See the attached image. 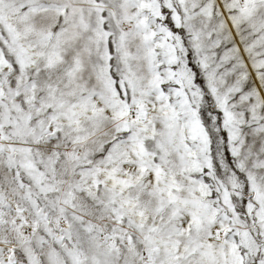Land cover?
Segmentation results:
<instances>
[{
	"label": "snow or ice",
	"instance_id": "1",
	"mask_svg": "<svg viewBox=\"0 0 264 264\" xmlns=\"http://www.w3.org/2000/svg\"><path fill=\"white\" fill-rule=\"evenodd\" d=\"M0 264H264V0H0Z\"/></svg>",
	"mask_w": 264,
	"mask_h": 264
}]
</instances>
